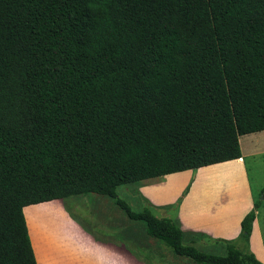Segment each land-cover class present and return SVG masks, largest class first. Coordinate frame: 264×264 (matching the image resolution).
Wrapping results in <instances>:
<instances>
[{
  "label": "trees",
  "instance_id": "obj_1",
  "mask_svg": "<svg viewBox=\"0 0 264 264\" xmlns=\"http://www.w3.org/2000/svg\"><path fill=\"white\" fill-rule=\"evenodd\" d=\"M262 131L264 0H0V264H37L25 207L88 194L193 264H262V199L218 255L117 196L238 160Z\"/></svg>",
  "mask_w": 264,
  "mask_h": 264
},
{
  "label": "rangeland",
  "instance_id": "obj_2",
  "mask_svg": "<svg viewBox=\"0 0 264 264\" xmlns=\"http://www.w3.org/2000/svg\"><path fill=\"white\" fill-rule=\"evenodd\" d=\"M255 139L261 149L252 152L254 157H249L251 151L247 146L250 139H242V148L246 153L243 166L250 176L254 197L261 199V189L264 187V131L259 132ZM237 167L236 163H223L144 180L119 187L117 196L134 212L148 209L158 218H169L175 221L180 210L191 204H199L200 200L209 196L211 191L213 195L216 191L232 193L233 186L236 184L232 178L236 175L235 173H238ZM210 185H212L211 189ZM216 188L220 189L216 190ZM95 201L100 202L95 204ZM58 205L102 239L124 241L123 233L126 232L127 251L139 249L143 264H193L186 258L172 254L158 241L148 237L141 223L129 220L114 201L97 194L72 196L65 201L58 200L30 206L25 210V215L32 233H36L38 228L56 224L58 216L63 214ZM259 213L260 216L264 215V199ZM259 225L263 227L259 231L264 236V217ZM183 231L186 244H193L205 253L224 254L220 244L212 245L205 237L196 235L200 233H194L189 228H184ZM232 242L240 248L244 247L239 237Z\"/></svg>",
  "mask_w": 264,
  "mask_h": 264
},
{
  "label": "crops",
  "instance_id": "obj_3",
  "mask_svg": "<svg viewBox=\"0 0 264 264\" xmlns=\"http://www.w3.org/2000/svg\"><path fill=\"white\" fill-rule=\"evenodd\" d=\"M257 135L259 132L241 136L239 144L242 158L224 162L238 164V173H235L236 175L232 178L236 183L232 193L216 191L213 195L210 190V195L201 199L199 204L185 206L174 219L182 231L184 228H189L194 233L205 235L210 243H213L214 240L235 241L239 237L242 219L253 208L254 202L258 200L252 193L250 176L243 166L246 153L242 148V139H250L247 148L251 151L249 157H254L252 152L261 149L255 139ZM150 185L152 186V184ZM218 189L220 188H216V190ZM260 198L263 202L264 198L262 196ZM99 202L95 201L94 203ZM29 207L23 209L24 216L25 210ZM62 211L63 214L60 217L57 215L58 220L55 225L38 228L36 233H32L25 216L37 264H143V257L139 253V249L127 251L126 232L123 233L124 241L102 239L94 232L89 231L77 219L67 214L64 209ZM263 217L264 215L260 216L258 209L249 239L250 252L262 264H264V236L259 231L263 228L259 223L263 221Z\"/></svg>",
  "mask_w": 264,
  "mask_h": 264
}]
</instances>
